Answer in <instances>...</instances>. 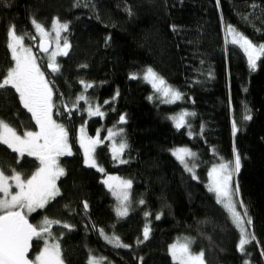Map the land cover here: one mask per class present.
Instances as JSON below:
<instances>
[{
	"label": "trees",
	"instance_id": "1",
	"mask_svg": "<svg viewBox=\"0 0 264 264\" xmlns=\"http://www.w3.org/2000/svg\"><path fill=\"white\" fill-rule=\"evenodd\" d=\"M33 18L45 26L54 18L69 25L63 39L70 48L59 58V71L50 73L42 57L39 64L53 88L57 120L69 132L72 155L59 158L64 170L56 182L60 194L28 216L33 225L45 217L60 222L50 227L64 264H88L90 254L104 258V264H177L168 246L180 235L194 238L192 248L204 252L205 264H264V57L250 70L243 51L224 32L230 24L254 44L264 43V0H0V71L13 64L7 31L14 25L34 45L29 37ZM148 66L183 99L172 105L150 100L149 84L130 78ZM87 84L93 87L85 91ZM81 95L86 99L78 101ZM88 104H99L104 115L88 117ZM183 108L195 114L189 117L194 137L168 118ZM121 115L126 122L119 123ZM0 119L18 134L36 129L14 89L0 93ZM83 123L89 137L99 132L103 141L95 150L102 173L84 163L76 138ZM120 128L128 148L123 154L127 162L118 164L105 137L108 129ZM178 146L197 153V180L171 154ZM235 153L241 158L235 186L255 236L244 254L237 249L238 230L205 187L208 167ZM38 164L36 157H20L0 143L5 174L15 169L26 178ZM104 174L132 181L127 217L115 215L101 182ZM147 222L149 238L143 240ZM99 230L131 245L113 247ZM39 247L33 243L29 259Z\"/></svg>",
	"mask_w": 264,
	"mask_h": 264
},
{
	"label": "snow or ice",
	"instance_id": "2",
	"mask_svg": "<svg viewBox=\"0 0 264 264\" xmlns=\"http://www.w3.org/2000/svg\"><path fill=\"white\" fill-rule=\"evenodd\" d=\"M76 6H80L78 3ZM85 6H87L85 4ZM131 15V10H128ZM30 23L39 34L41 41L38 47L48 53L46 38L50 35L44 26L38 23L34 18ZM68 23H60L58 18L52 21V31L56 35V51L51 52L48 57L47 67L52 72H58L59 66L56 64L57 55H67V49L70 44L67 38H64L63 47H60L61 32L67 31ZM226 36H231V44L238 46L247 57V63L250 70H255L257 61L264 57V43L254 44L244 34L236 30L232 25H226ZM6 48L10 51V61L14 62V66L6 70L0 71V93L14 89L19 95V101L23 108L31 113V118L35 120V125L39 127V131L24 130L18 134L16 128L9 123L0 119V143L7 145L13 152L18 153L20 157L25 154L29 157H36L39 160V167L31 175L30 178L22 179L21 174L12 169L11 177L4 174V169L0 168V264H64L62 252L59 242L51 232L52 224H59V221H51L47 217L37 225L29 223L28 214L44 209L52 200L60 193L56 181L60 176L64 175V170L59 167L58 158L61 156L72 155L71 146L69 144V132L63 124H59L53 119L52 110L54 107L52 96L53 88L50 87L49 81L45 79V73L41 71L37 63V56L33 54L31 47L24 44V36L17 35L15 26H11L6 33ZM131 79H136L137 74H132ZM145 82L149 83L154 90L153 95L161 103L172 104L183 99V94L173 88L167 81L160 76L155 70L148 66L142 70L140 76ZM83 83V82H81ZM93 87L91 84L85 85V91ZM118 95V93H117ZM86 97L81 95L77 100H85ZM149 99H153L150 96ZM107 104L108 101H105ZM89 116H103L97 106L95 111L91 107L87 110ZM71 115V113H69ZM195 115L182 111L177 115L169 117L174 123V127L180 130L187 126L186 117ZM244 119H251L250 115H246ZM121 123L126 122L125 116L119 118ZM233 133L237 131L236 123L233 122ZM106 140H112L111 153L114 160L120 163L127 161L121 159L125 150L128 148L127 141L123 138V128L119 131L108 129ZM188 135L192 132L189 130ZM120 136L118 146L115 143V137ZM99 132L95 138L88 137L83 127L80 128L79 144L83 148L84 163L90 167H97L94 159L96 147L102 144ZM172 155L183 165L184 170L192 174V178L196 179L195 169L198 165L195 162L197 153L192 152L187 147H177L171 150ZM191 164V166H190ZM241 167V158L235 153L234 160L223 162L222 160L213 165L207 175L210 183L207 186L208 191L215 194L216 201L226 210L229 218L240 235L238 251L244 254V246L255 240L254 234L250 233L245 223L250 224L251 220L247 217V209H243V215L237 210V205L243 208V201L235 199L239 193L238 185L233 188L231 179L234 172H238ZM100 172H104L102 167ZM9 180L15 182V188L18 191H11L12 185ZM103 183L107 186L111 195L115 197L117 202L114 208L118 218L127 217L131 205V188L132 181L130 179H122L117 176L108 175ZM145 201L141 199L140 205ZM87 209V202L84 203ZM150 213H145L149 216ZM159 219V216L156 217ZM63 227L70 228L69 225ZM150 228L145 226L143 230V239L149 238ZM100 234L108 242L115 247H128L120 242L119 237L106 236L103 230ZM52 241V242H49ZM43 243V249L38 252L34 259H29V251L33 247V243L37 248ZM194 241L190 238H184V242H177L169 245V252L173 262L178 264H204V252L193 253L191 244ZM104 258H97L90 254L88 264H103ZM245 264H248L245 261Z\"/></svg>",
	"mask_w": 264,
	"mask_h": 264
},
{
	"label": "rangeland",
	"instance_id": "3",
	"mask_svg": "<svg viewBox=\"0 0 264 264\" xmlns=\"http://www.w3.org/2000/svg\"><path fill=\"white\" fill-rule=\"evenodd\" d=\"M55 19V18H54ZM53 19V20H54ZM52 20V21H53ZM52 21L50 22V24L49 25H47V26H45V25H43V24H41V25H43L44 26V28H45V30L46 31H48L49 33H50V35L46 38V40L47 41H49L50 43H51V49L49 50V52L48 53H45V54H38V53H36L35 51V49H34V45H31L30 43H28V42H26V40H25V37H24V44H25V46L26 47H31V49H32V52H33V54H35L36 56H37V63L39 64V58L40 57H42L43 58V60H44V62H45V66H46V68L48 69V71L50 72V73H55V72H52L51 71V69H49L48 67H47V64H48V57L50 56V54H51V52H53V51H56L57 49H56V35H55V32L54 31H52ZM60 23H63V22H61V21H59ZM31 26H32V30H31V33H30V35H29V37H30V41H32V42H34V44L35 45H37V43L41 40V38H40V36H39V34L36 32V30L34 29V27H33V25L31 24ZM225 28H226V25L224 26V32H225ZM63 32L64 31H62L61 32V34H60V36H61V39H60V47L62 48L63 47V42H64V39H63ZM17 34V33H16ZM17 35H20V34H17ZM225 37H226V40L228 41V42H230L231 41V36H226V34H225ZM67 51V50H66ZM10 55H11V53H10ZM62 55H57V57H56V64L58 65L59 63H58V61H59V58L61 57ZM246 56V55H245ZM247 58V57H246ZM12 66H14V62H13V64H12ZM39 66H40V68H41V71L42 72H44L43 70H42V67H41V65L39 64ZM45 73V72H44ZM132 74H137V78L138 79H141L140 78V76L142 75V72L141 73H138V72H134V73H132ZM132 74H131V76H132ZM45 79L48 81V79H47V76H46V73H45ZM142 81H144L143 79H141ZM145 82V81H144ZM147 83V82H146ZM168 83V82H167ZM50 84V83H49ZM149 84V83H148ZM169 85H171L173 88H175V89H177L176 87H174L172 84H170V83H168ZM149 86L151 87V85L149 84ZM50 87H51V85H50ZM151 90H152V96H153V100H156L157 102H159V103H161L158 99H156V97L153 95V93H154V90L152 89V87H151ZM178 90V89H177ZM180 91V90H179ZM181 92V91H180ZM182 93V92H181ZM18 94V93H17ZM183 94V93H182ZM19 96V95H18ZM52 101H53V96H52ZM176 102H178V101H176ZM175 102V103H176ZM175 103H172V104H175ZM53 104H54V102H53ZM161 104H164V105H172V104H168V103H161ZM22 105V104H21ZM88 106L89 107H91L90 106V104H88ZM99 107V108H101V106L99 105V104H97V105H93L91 108H92V110L94 109L95 110V108L96 107ZM89 107H87V108H85V111H86V113H87V116L88 117H90L89 116V114H88V109H89ZM182 111H187L188 113H192V111L190 110V108H183V109H181V110H179V111H176V112H173V113H171V114H169L168 115V118L169 117H171V116H174V115H177V114H179L180 112H182ZM31 114V113H30ZM57 113L55 112V109H54V107H53V110H52V115H53V119L54 120H56V122L57 123H59V124H62L59 120H57V115H56ZM191 115H189V116H187L186 117V121H187V124H189L190 126H191V128L189 129L187 126H185L184 128H185V132H186V135L187 136H189L188 135V132H189V130L192 132V135L191 136H189V137H194L195 136V134L197 133L195 130H193V128H192V123L191 122H189V117H190ZM170 121H171V123H172V125L174 126V123H173V121L171 120V119H169ZM35 121V120H34ZM119 123H121L120 122V120H119ZM81 127H83L84 128V130H85V134H86V136H88V133H87V129H86V125L83 123L82 125H80V126H78L77 127V129H76V138H77V143H78V147L80 148V150H81V153H82V156H83V160H84V154H83V148H81L80 147V144H79V138H80V128ZM33 131H39V127L38 126H36V129L35 130H33ZM118 132V131H117ZM89 137V136H88ZM109 141V145H108V148H109V151H110V153H111V147H112V145H113V141L112 140H108ZM119 142H120V139H118L117 138V136L115 137V143H116V145L118 146V144H119ZM69 144H70V142H69ZM178 147H186V146H178ZM175 148H177V147H175ZM187 148H189V147H187ZM174 149V148H173ZM190 149V148H189ZM172 150V149H171ZM170 150V151H171ZM191 150V149H190ZM192 152H194L193 150H191ZM195 153V152H194ZM171 154H172V152H171ZM111 156H112V153H111ZM60 158V157H59ZM59 158H58V164H59ZM113 158V157H112ZM94 159H95V161H96V164H97V167H92V168H95L96 170H98L99 171V168L100 167H102L103 168V166L98 162V160H97V158H96V155H95V153H94ZM121 159H123V160H125L124 159V157H123V155H122V157H121ZM114 160V159H113ZM223 161V162H225V163H227V162H230V161H233L234 160V156H233V158H230V159H225V158H222V157H218V159H217V161L215 162V163H213V164H211L209 167H208V169H207V173H208V171L210 170V168L213 166V165H215V164H218L220 161ZM116 163H118V164H120V162L119 161H117V160H114ZM38 162H39V160H38ZM195 162H196V164L198 163V157H196V159H195ZM180 163V162H179ZM86 165V164H85ZM88 166V165H87ZM183 166V165H182ZM190 166H191V164H190ZM39 167V164H38V166H37V168ZM59 167H60V165H59ZM90 167V166H89ZM37 168L35 169V171L37 170ZM61 168V167H60ZM184 168V167H183ZM104 169V168H103ZM34 171V172H35ZM33 172V173H34ZM100 172V171H99ZM32 173V174H33ZM102 173V172H101ZM5 174V173H4ZM31 174V175H32ZM6 176H9V177H11V175L12 174H5ZM31 175L29 176V177H26V178H30L31 177ZM108 175H111V176H117V177H120V178H122V179H128V178H124V177H121V176H119V175H116V174H104L102 177H101V182L103 183V180L104 179H106L107 178V176ZM191 176H192V174H191ZM195 176H196V180H197V175H196V172H195ZM234 176H235V172L233 173V176H232V179H231V185H232V187L233 188H235L236 186H235V181H234ZM21 177H22V179H26V178H24L22 175H21ZM57 182V181H56ZM9 183L12 185V188H11V191H13V193L15 192V191H18V189H16L15 188V182L14 181H12V180H9ZM209 183H210V178L208 177V175H207V183H206V185H205V187H206V189L208 190V185H209ZM103 185H104V187H105V189L109 192V194L111 195V193H110V191L108 190V188H107V186L103 183ZM131 191V190H130ZM212 193V192H211ZM213 195H214V198H215V200H216V197H215V194L214 193H212ZM111 197H112V199H113V211H114V208L116 207V204H117V202H116V200H115V197H113L112 195H111ZM235 199H238V200H240L239 199V195L238 196H236L235 197ZM221 205V204H220ZM131 206H132V197H131V205H130V208H129V212L131 211ZM222 206V205H221ZM223 207V206H222ZM224 208V207H223ZM237 210L238 211H240L241 212V215H243V208H241L239 205H237ZM114 213H115V211H114ZM32 214V213H31ZM31 214H28V216H30ZM116 215V214H115ZM117 216V215H116ZM159 216V215H158ZM30 222V221H29ZM31 223V222H30ZM145 226H148L149 228H150V222H147L146 224H145ZM245 227H246V229L250 232V224H247V223H245ZM99 233H100V230H99ZM103 233H104V235H106V236H109V237H112L113 235H108L106 232H104L103 231ZM251 233V232H250ZM101 235V234H100ZM240 236V235H239ZM101 237H102V239L105 241V242H107L104 238H103V236L101 235ZM184 238H190V239H192L193 241H194V238H192L191 236H187V235H180L179 237H177L176 238V240L175 241H173L171 244H173V243H177L178 241L179 242H184ZM142 239H143V237H142ZM57 240V239H56ZM144 240V239H143ZM58 241V240H57ZM49 242H52V241H49ZM59 242V241H58ZM120 242L122 243V244H124V245H128V247L131 245V244H129V243H124L123 241H121L120 240ZM108 243V242H107ZM108 244H110V245H112L113 246V244H111V243H108ZM171 244H169V245H171ZM238 244H239V242H238ZM192 245H193V243L191 244V250H192V252L193 253H199V252H201V251H195L193 248H192ZM248 245V244H247ZM43 243L41 242V246L39 247V249L37 250V252L35 253V255L33 256V259H34V257L38 254V252L40 251V250H42L43 249ZM246 246V245H245ZM245 246H244V250H245ZM113 247H115V246H113ZM126 248V247H125ZM237 249H238V245H237ZM168 253H169V256H170V258H171V255H170V252H169V246H168ZM204 259V258H203ZM171 260H172V258H171ZM172 262H173V260H172ZM174 263H177L178 264V262H174ZM103 264H104V261H103ZM106 264H112V263H106ZM204 264H205V261H204ZM248 264H250V263H248Z\"/></svg>",
	"mask_w": 264,
	"mask_h": 264
},
{
	"label": "water",
	"instance_id": "4",
	"mask_svg": "<svg viewBox=\"0 0 264 264\" xmlns=\"http://www.w3.org/2000/svg\"><path fill=\"white\" fill-rule=\"evenodd\" d=\"M41 41V40H40ZM40 41L37 43V45L34 44V47H36V52L38 54H45L39 47L38 45L40 44ZM47 46L49 48V50L51 49V43L49 41H47ZM30 223V222H29Z\"/></svg>",
	"mask_w": 264,
	"mask_h": 264
},
{
	"label": "flooded vegetation",
	"instance_id": "5",
	"mask_svg": "<svg viewBox=\"0 0 264 264\" xmlns=\"http://www.w3.org/2000/svg\"><path fill=\"white\" fill-rule=\"evenodd\" d=\"M29 220V219H28ZM30 221V220H29Z\"/></svg>",
	"mask_w": 264,
	"mask_h": 264
}]
</instances>
